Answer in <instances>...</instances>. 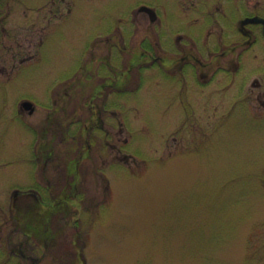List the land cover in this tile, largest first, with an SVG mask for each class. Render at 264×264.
<instances>
[{"label": "rangeland", "instance_id": "obj_1", "mask_svg": "<svg viewBox=\"0 0 264 264\" xmlns=\"http://www.w3.org/2000/svg\"><path fill=\"white\" fill-rule=\"evenodd\" d=\"M7 3L0 8V264H58L51 253L65 264H264V110L257 107L264 86L252 85L253 70L264 65L263 39L248 50L253 102L245 109L236 97L241 72L218 71L211 86L201 82L183 95L159 60L141 58L132 84L117 92V114L105 113L118 121L112 136L95 128L99 136L81 137L92 112L85 96L96 92L104 67L127 73L149 41L161 57L163 38L173 42L180 32L219 46L242 15L237 7L264 12V0ZM142 5L156 11L155 21Z\"/></svg>", "mask_w": 264, "mask_h": 264}, {"label": "flooded vegetation", "instance_id": "obj_2", "mask_svg": "<svg viewBox=\"0 0 264 264\" xmlns=\"http://www.w3.org/2000/svg\"><path fill=\"white\" fill-rule=\"evenodd\" d=\"M2 1L6 3L9 0H0V8L8 5V3L5 5L1 4ZM237 10L241 12L242 15L240 18H236V23H234L235 27L231 29L233 30L232 33H230L231 30L223 33L226 35V38L219 42V46L213 41L203 43L201 41L203 33H197V36H194V40L189 42L185 39V35L180 32L176 35L175 41L173 40V42L168 35L163 38V54L161 57L153 53V50H156V43L149 41L146 44L145 51L139 54L140 56L135 59L133 63L131 60L127 73L124 71L115 73V69L110 70L112 72L110 73L107 64L108 67H104L100 73V77L103 80L97 86L96 92L91 97L88 95L85 96L87 98L85 101V107H87L86 111L89 112V108L92 109V112L84 121V129L81 134L83 140L86 142L89 140L88 138H94V134L99 136L96 133H91V131L96 130L95 128L103 132L105 131L107 136H112L111 133L118 127V124H116L118 121L114 117L110 118V116H105V113L110 112L113 115L117 114L118 111L115 105L117 92L126 89L127 84H132L131 68L139 65L141 58H147L148 63L152 65L159 60L165 80L168 81L170 77L174 79L175 82L179 84L183 95H188L193 85L201 87V82L204 86H211L218 71L229 70L231 73H234L233 76L237 72H241L244 76H241L242 82L239 84L238 94L236 95L239 100L237 102L244 109L249 106L253 101H250L247 91L249 75L248 50L249 47L255 45L259 39L264 40V12L249 11V9H245L244 5L238 6ZM212 19H209V23L217 22V19ZM205 24H208V20L203 23L201 29H203ZM182 27V29L186 30V27ZM189 33L192 34L194 31H189ZM210 33L211 32L208 33V36ZM113 45L119 47L118 43ZM253 71L258 74V77L252 80V85L254 87H263L264 65ZM233 76H231L232 80ZM130 89L132 91V88ZM183 95L182 97L184 99L185 97ZM195 101L189 102L188 105L191 106L193 103L192 108H194ZM183 103H185V100ZM111 107H113V109L110 110ZM257 107L264 110V88L258 94ZM69 124L66 130L69 129ZM98 148H100L99 145Z\"/></svg>", "mask_w": 264, "mask_h": 264}, {"label": "water", "instance_id": "obj_3", "mask_svg": "<svg viewBox=\"0 0 264 264\" xmlns=\"http://www.w3.org/2000/svg\"><path fill=\"white\" fill-rule=\"evenodd\" d=\"M140 10H141V11H147L148 13H150V15H151V19H152V20H155V19H156V13H155V11H154L153 9H151V8H149V7H147V6H142V7L140 8ZM23 106H24L25 108H27V109H30V113H32V112L34 111V107H33L32 103L29 102V101H25V102L23 103Z\"/></svg>", "mask_w": 264, "mask_h": 264}, {"label": "trees", "instance_id": "obj_4", "mask_svg": "<svg viewBox=\"0 0 264 264\" xmlns=\"http://www.w3.org/2000/svg\"><path fill=\"white\" fill-rule=\"evenodd\" d=\"M77 204V202L75 203V205ZM57 244V243H56ZM51 255H53L54 257H55V261H58L59 263L58 264H65L66 262H67V258L66 257H61L60 259H58L59 257L57 256V255H54L53 253H51ZM69 255V254H68ZM68 255H66L67 257H68ZM49 256V255H48ZM47 255H46V257H48Z\"/></svg>", "mask_w": 264, "mask_h": 264}]
</instances>
